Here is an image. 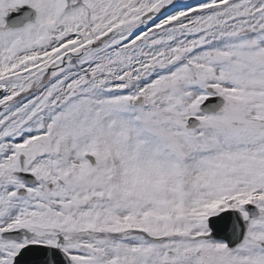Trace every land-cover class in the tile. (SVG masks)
Instances as JSON below:
<instances>
[{
    "label": "snow or ice",
    "instance_id": "1",
    "mask_svg": "<svg viewBox=\"0 0 264 264\" xmlns=\"http://www.w3.org/2000/svg\"><path fill=\"white\" fill-rule=\"evenodd\" d=\"M0 264H264V0H0Z\"/></svg>",
    "mask_w": 264,
    "mask_h": 264
}]
</instances>
